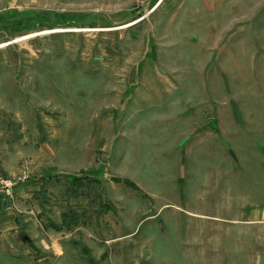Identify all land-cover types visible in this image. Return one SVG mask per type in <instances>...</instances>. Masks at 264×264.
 Masks as SVG:
<instances>
[{"label":"rangeland","instance_id":"obj_1","mask_svg":"<svg viewBox=\"0 0 264 264\" xmlns=\"http://www.w3.org/2000/svg\"><path fill=\"white\" fill-rule=\"evenodd\" d=\"M2 211L17 264H264V0H0Z\"/></svg>","mask_w":264,"mask_h":264},{"label":"crops","instance_id":"obj_2","mask_svg":"<svg viewBox=\"0 0 264 264\" xmlns=\"http://www.w3.org/2000/svg\"><path fill=\"white\" fill-rule=\"evenodd\" d=\"M23 251L4 249V211L0 214V264L4 261L8 264H17L25 262Z\"/></svg>","mask_w":264,"mask_h":264}]
</instances>
